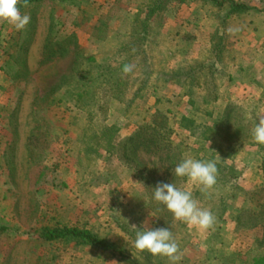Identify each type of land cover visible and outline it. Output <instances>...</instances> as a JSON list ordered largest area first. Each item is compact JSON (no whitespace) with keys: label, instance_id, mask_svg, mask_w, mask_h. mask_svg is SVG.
<instances>
[{"label":"rangeland","instance_id":"1","mask_svg":"<svg viewBox=\"0 0 264 264\" xmlns=\"http://www.w3.org/2000/svg\"><path fill=\"white\" fill-rule=\"evenodd\" d=\"M135 1L41 0L19 9L31 18L23 30L0 21V264H131L123 254L146 264L143 252L134 247L141 226L170 228L179 246V264H264V246L257 242L261 230L248 227L244 213L246 208H258L255 200L264 202L262 193L247 198V192L264 187L262 175L249 169L264 156L251 136L264 106H243L244 113L234 106L222 114V98L215 103L198 99L206 88L188 89L160 80L156 93L145 92L121 115L116 90L110 89L109 98L98 87L108 63L122 62L114 54L123 45L128 29L123 22L132 16ZM201 4L202 11L189 13L175 2L152 16L147 27L155 35L158 54L152 68L163 71L166 61L174 70L191 67L193 56L207 58L220 39L224 72L217 76L219 90L229 82L225 70L230 63L247 64L244 42L227 33L229 21H245L233 15L223 26L225 7ZM204 14L217 22L210 28L201 23L199 30L197 16ZM187 18L191 21L184 24ZM189 47L194 48L190 56L177 57ZM189 91L196 105L189 103ZM155 96L161 98L158 104ZM211 107L220 110L223 121L205 115L203 110ZM167 109L168 136L176 149L167 152L140 142L134 162L148 171L134 172L122 160L119 143L134 132H151L146 123ZM192 112L196 118L191 123L184 118ZM223 133L237 141L246 137L235 149ZM216 145L233 155L216 163L212 188L201 191L187 178L174 179L177 187L190 191L200 207L213 213L212 227L204 230L178 221L165 207L154 213L153 188L167 174L171 177L178 151L184 158L216 162L220 157L214 152ZM222 166L226 176L241 169L245 176L223 184ZM58 220L89 230L109 249L77 240H45L41 227ZM223 224H231L227 232L232 234L221 233ZM150 257L151 264H170L167 257ZM121 259L124 262L119 263Z\"/></svg>","mask_w":264,"mask_h":264},{"label":"trees","instance_id":"2","mask_svg":"<svg viewBox=\"0 0 264 264\" xmlns=\"http://www.w3.org/2000/svg\"><path fill=\"white\" fill-rule=\"evenodd\" d=\"M41 0H19L17 7L21 9L23 6L38 2ZM53 1H61V0H53ZM175 1L177 3L184 2L186 0H147L145 3L141 4L138 7L137 11L132 14L128 21L123 22L124 25H128V29L124 33L125 39H123V45H120L115 52L114 57H119L122 62H116L114 66H109L111 64L108 63L107 71L101 73L102 84H99V89L103 90L106 97H111L113 95L110 92V89L116 90L119 95L120 106L118 112L121 115L127 113L128 107L134 105L135 102L144 97L145 92L156 93L158 90L157 81H167L176 84L177 86L185 87L188 89H192L193 85L196 89H202L203 87L207 89V92H200V96L198 99L203 101L204 103H215L219 99V90L216 85L217 76L223 74V41L218 40L217 44L213 46L211 54H208V57L197 58L193 61V66L183 67L179 70H174L168 67V62L166 61V68L163 71H157L152 68V64L154 63V57L157 52H155V35L150 33L148 30V25H150L152 16L156 14L159 8H163V6H170L171 3ZM201 2L210 3L214 6L225 7V14L222 17L221 25H225L228 19L233 15H240L241 13H245L251 9V6L247 5L245 2L241 0H200ZM123 25V26H124ZM131 26V27H130ZM153 44V45H152ZM152 45V50H150V46ZM185 49L178 51L179 58L184 59L185 57ZM158 55V54H157ZM212 57V58H210ZM185 63L184 61H182ZM126 64L133 65V71L131 73L125 74L122 71V68ZM169 68V69H168ZM229 78V76H228ZM106 83V84H105ZM187 96L189 98V103L193 105L197 104V100L195 96H193L192 92H188ZM161 100L160 97L155 96V104L159 103ZM231 105V106H230ZM102 106V105H101ZM97 107V110L101 107ZM238 107L242 113L243 106L231 103L225 104V109L220 111L217 108L211 107L207 110H203L205 115L214 116L218 121H223V115L219 114V111L224 114L225 111H230L231 107ZM166 113H169V109L165 111V113L161 111H157L155 116L151 117L150 123H146L145 127L148 128L151 132H134L132 135L128 136L126 139L121 141L119 144L121 145L123 152L121 154L122 160L125 165L133 170L134 172H140L141 170H147L146 167L138 168V164L134 162V150L137 148L140 142L148 143L152 146L163 148L168 151L175 150L176 147H173L171 140H169V131L170 126L167 124V116ZM220 115V116H219ZM159 117L160 120H157ZM195 114L192 112L188 117H185V120L195 122ZM255 121V120H254ZM256 123V121H255ZM165 132H161V131ZM190 130V129H189ZM142 131V130H141ZM160 131V132H159ZM224 138L233 142L231 145L235 146V149H240L242 146V142L244 138H240L239 141L234 138V136L223 133ZM248 137V136H247ZM253 143L257 146L258 152L262 154L264 151V145L258 144L253 141ZM230 146V147H234ZM214 149L215 154L220 155V157L216 160L217 165L222 163L226 158L231 157L233 152H227L221 150L218 145L215 146ZM131 154V156L128 155ZM178 155L171 154L172 157H177V164L184 159L181 155V151H178ZM176 164V165H177ZM259 167L264 176V156L261 157V161ZM225 167L222 166L220 168L219 173H222L220 180L223 184H227L229 182L234 181L238 174H229L225 175ZM168 175V174H167ZM164 176L159 182L165 183H174L176 186L178 183L173 174L170 178ZM139 177L142 175L139 174ZM156 186V185H155ZM262 193L261 196L264 198V187L257 188L247 192V198L252 199L254 195ZM255 207H258L256 210L253 208H246L244 213L247 214V226L249 227H259L261 230V236L258 238L257 242L260 245L264 246V202L262 200H255ZM152 210L154 213L163 212L166 208L163 204L156 202V205L151 204ZM165 207V208H164ZM159 216V215H158ZM239 219V218H238ZM162 224V220L158 222V224ZM238 224L240 226V220H238ZM40 235L48 241H57L59 239L64 240H77L81 241L84 244H89L93 247H101L104 249H109V244H104L101 239H99L96 235L91 233L87 229H81L76 226L67 225L65 222L60 220L56 221L53 225H44L41 227ZM142 253V252H141ZM123 258L128 260L131 264H139L136 260L129 257V255L123 254ZM143 256L145 257L146 264H151L149 258H151V254L147 251L143 252ZM128 257V258H127ZM153 262V261H152ZM154 263V262H153Z\"/></svg>","mask_w":264,"mask_h":264},{"label":"clouds","instance_id":"3","mask_svg":"<svg viewBox=\"0 0 264 264\" xmlns=\"http://www.w3.org/2000/svg\"><path fill=\"white\" fill-rule=\"evenodd\" d=\"M19 0H0V21L7 22L17 31L23 30L30 23V16L22 14L17 7ZM122 71L125 74L133 71V65L126 64ZM254 142L264 145V115L256 117L251 129ZM175 177L187 178L201 191L212 188L216 183L217 167L214 160L184 158L173 169ZM152 198L170 211L178 221L199 229L207 230L214 223L213 213L199 206L192 193L177 187L174 183L158 182L153 188ZM134 247L140 252L147 251L153 256L167 257L170 264H179L181 256L179 246L170 228L136 229Z\"/></svg>","mask_w":264,"mask_h":264},{"label":"crops","instance_id":"4","mask_svg":"<svg viewBox=\"0 0 264 264\" xmlns=\"http://www.w3.org/2000/svg\"><path fill=\"white\" fill-rule=\"evenodd\" d=\"M147 2V0H136L133 5L132 12L130 14H133L137 11L138 7L141 6V4ZM245 2L247 5L251 6L253 9L241 13L240 15H235L233 18H239L241 17L242 20L245 22L243 24H240L239 22H236L233 20L229 21L228 27H227V33L228 36L235 40L243 41L245 44V47H247V51L245 54L248 58L247 64H240L238 63H230L229 67L225 70V72L229 76V82L225 85H221L219 88V99L222 98L219 102H222L224 104L226 103H233L237 105L242 106H248L253 103H259V106H264V5L260 6L259 4H264V1L259 0V4L257 5L255 3H250L249 0H241ZM258 1V0H256ZM175 1H173L171 4H174ZM177 5H181L182 8H185L191 12L193 11H202L203 5L200 1L195 0H186L181 3H177ZM128 9H131V7H128ZM204 15L197 16L198 20V28L199 30H202V24H205L204 26L216 25L217 19L211 17H206ZM200 17V18H199ZM237 20V19H236ZM190 18H187L186 20H183L184 24L186 22H190ZM122 23V22H121ZM120 22H118V25ZM229 38V37H228ZM238 41V42H240ZM241 42V43H243ZM192 47H189L188 51L185 53L190 56V51H192ZM244 49V48H243ZM198 56H193L195 59ZM221 95V96H220ZM261 158L257 159V161L254 163V166H252L249 169L257 170L260 175H262L263 179V173L259 167ZM245 176V173H243V169L239 170L238 177ZM234 224H232L231 230H234L235 227ZM231 227L230 225L223 224V228H221V233L225 236L232 234L231 230L228 233L227 229ZM124 259H121V262Z\"/></svg>","mask_w":264,"mask_h":264}]
</instances>
